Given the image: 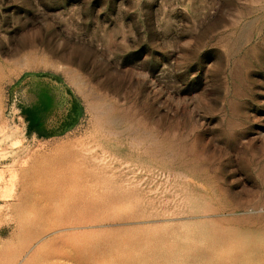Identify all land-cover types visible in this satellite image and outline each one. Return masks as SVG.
<instances>
[{
	"label": "rangeland",
	"instance_id": "obj_1",
	"mask_svg": "<svg viewBox=\"0 0 264 264\" xmlns=\"http://www.w3.org/2000/svg\"><path fill=\"white\" fill-rule=\"evenodd\" d=\"M68 253L264 264V0H0V264Z\"/></svg>",
	"mask_w": 264,
	"mask_h": 264
},
{
	"label": "bare ground",
	"instance_id": "obj_2",
	"mask_svg": "<svg viewBox=\"0 0 264 264\" xmlns=\"http://www.w3.org/2000/svg\"><path fill=\"white\" fill-rule=\"evenodd\" d=\"M17 144L18 143H15L12 147L17 146ZM16 149L17 148L15 147L13 150H16ZM4 156H7L6 153L4 154ZM4 158H6V157H4ZM18 160L16 161L17 163L19 162ZM43 255L44 254H39L37 257L40 258V259L41 258L43 259V257H45ZM64 258L66 260V257H64ZM67 258H68L70 264H82V261L74 253H68L67 254ZM48 264H64V261L62 260V258H59V259H56L54 262L48 263Z\"/></svg>",
	"mask_w": 264,
	"mask_h": 264
}]
</instances>
